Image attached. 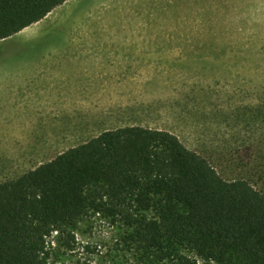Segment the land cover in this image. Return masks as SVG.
<instances>
[{
    "label": "rangeland",
    "instance_id": "obj_1",
    "mask_svg": "<svg viewBox=\"0 0 264 264\" xmlns=\"http://www.w3.org/2000/svg\"><path fill=\"white\" fill-rule=\"evenodd\" d=\"M39 22L33 44L0 41V77L20 81L21 104L46 102L39 123L57 124L43 131L53 141L36 144L29 170L140 125L174 133L223 178L264 193V0H69ZM68 56H83L79 94L93 103L75 112L39 92L61 81L48 74ZM130 231L121 216L90 211L56 237L49 264H160L159 252L127 240Z\"/></svg>",
    "mask_w": 264,
    "mask_h": 264
},
{
    "label": "trees",
    "instance_id": "obj_2",
    "mask_svg": "<svg viewBox=\"0 0 264 264\" xmlns=\"http://www.w3.org/2000/svg\"><path fill=\"white\" fill-rule=\"evenodd\" d=\"M67 1L0 0V41ZM90 211L121 216L127 240L159 252L160 264H264V193L223 178L174 133L140 125L0 183V264H49L47 236Z\"/></svg>",
    "mask_w": 264,
    "mask_h": 264
},
{
    "label": "crops",
    "instance_id": "obj_3",
    "mask_svg": "<svg viewBox=\"0 0 264 264\" xmlns=\"http://www.w3.org/2000/svg\"><path fill=\"white\" fill-rule=\"evenodd\" d=\"M36 24V23H35ZM31 25L32 27L36 26ZM38 24H41L38 22ZM44 32V31H43ZM43 32L40 34H43ZM18 34V33H17ZM40 37L30 44L38 41ZM42 38V37H41ZM20 45V46H28ZM83 56H68L63 67L58 71H52L48 74L49 78H58L59 83H41L39 92L41 94L51 95L52 100L59 104L60 110L66 112H75L86 109L85 105H92L91 102H85L79 94V89L83 82L84 61ZM17 79L16 77H14ZM9 77H0V180L5 182L13 180L11 176L19 175L20 168L26 169L22 174L27 173L29 166L33 163L36 152V144L49 142L52 138H45L43 131L47 128L51 131L53 126L51 122L39 123V111L43 110L45 101L39 102L40 105L21 104L19 102L20 81H9ZM40 85V84H39ZM55 89L56 91H53ZM40 107V108H39ZM38 109V110H37ZM91 109V106L87 110ZM60 135L56 140H63V124L60 123ZM39 131V136L36 133ZM42 132V133H41ZM61 142V141H60ZM30 150V151H28ZM23 152H26L22 154ZM33 170V169H31Z\"/></svg>",
    "mask_w": 264,
    "mask_h": 264
},
{
    "label": "bare ground",
    "instance_id": "obj_4",
    "mask_svg": "<svg viewBox=\"0 0 264 264\" xmlns=\"http://www.w3.org/2000/svg\"><path fill=\"white\" fill-rule=\"evenodd\" d=\"M36 24H35L36 26L26 27L21 32L16 34L10 40L11 43L15 44V45H28L29 43H32L33 41L37 40L40 37V34L43 32V26L41 24H38V23H36ZM8 42H9V40H8ZM1 45H2V43H1ZM1 45H0V48H1Z\"/></svg>",
    "mask_w": 264,
    "mask_h": 264
},
{
    "label": "built area",
    "instance_id": "obj_5",
    "mask_svg": "<svg viewBox=\"0 0 264 264\" xmlns=\"http://www.w3.org/2000/svg\"><path fill=\"white\" fill-rule=\"evenodd\" d=\"M60 235V232L59 231H54L50 236H47L46 240H47V251H50L51 253V248H52V245L54 247H56V244H55V241H56V237Z\"/></svg>",
    "mask_w": 264,
    "mask_h": 264
}]
</instances>
